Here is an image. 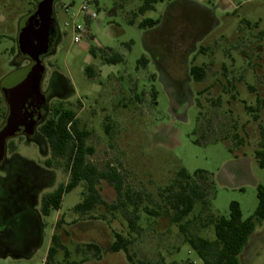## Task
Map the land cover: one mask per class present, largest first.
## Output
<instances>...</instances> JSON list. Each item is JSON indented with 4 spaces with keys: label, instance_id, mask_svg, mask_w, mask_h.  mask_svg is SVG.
I'll return each mask as SVG.
<instances>
[{
    "label": "rangeland",
    "instance_id": "obj_1",
    "mask_svg": "<svg viewBox=\"0 0 264 264\" xmlns=\"http://www.w3.org/2000/svg\"><path fill=\"white\" fill-rule=\"evenodd\" d=\"M90 1L0 0V126L8 109L4 89L9 77L31 58V33L21 36L20 28L28 19L44 21L51 8L60 37L56 45L50 41L43 57L41 92L49 94L43 110L51 114L60 102L77 110L81 127L90 131L87 145L95 150L88 160L100 170L116 167L125 193L120 197L102 180L98 188L108 206L98 204L81 214L74 210L88 194L81 183L64 195L59 210L44 215L42 197L66 184L70 175L45 164L51 151L43 135L41 142L28 134L9 138L0 164V232L11 238L13 229L20 249L0 251V264H43L54 234L69 256L58 248L52 264L80 260L83 253L76 247L87 242L100 245L104 255L95 259L86 251L84 264H131L123 251L110 248L115 231L132 240L135 260L204 264L185 237L215 239L214 226L203 227L205 220L196 219L203 210L197 202L183 221L187 233L182 232L164 214L166 188L182 167L191 174L205 170L215 180L214 190L210 181L199 180L209 188L211 212L228 216L231 201H238L246 219L257 208L251 176L264 185V167L255 156L264 126V0H171L145 14L137 12L143 0H95L91 32L76 43L72 23L84 18L72 13ZM132 17L137 23L159 19L161 26L142 29L128 22ZM92 46L112 48L124 61L103 63L91 55ZM143 56L146 65L140 63ZM194 64L207 67L200 82L190 74ZM88 65L93 77L86 73ZM244 155L248 160L237 166L235 159ZM112 204L118 208L111 209ZM240 259L241 264H264V220L256 222Z\"/></svg>",
    "mask_w": 264,
    "mask_h": 264
},
{
    "label": "trees",
    "instance_id": "obj_2",
    "mask_svg": "<svg viewBox=\"0 0 264 264\" xmlns=\"http://www.w3.org/2000/svg\"><path fill=\"white\" fill-rule=\"evenodd\" d=\"M171 0H143V4L138 8L139 14H145L149 10H154L159 2ZM130 24H135L134 17L129 19ZM160 23L159 19L144 18L138 22L142 29L154 28ZM90 53L93 57H100L103 63L116 64L124 61V57L112 48L90 47ZM140 63L146 65V57L140 59ZM207 67L204 65H193L190 68V74L195 81H202L206 76ZM86 73L93 77L92 66L86 67ZM154 96L157 95L155 91ZM251 111L253 107H247ZM258 119V116L255 117ZM78 112L73 107L65 106L64 102L58 103L51 111L50 116L40 126V131L47 138L51 150V157L46 160V164L51 167L61 168L69 173L70 180L66 184H60L54 191L45 194L42 197V213L49 215L52 209L59 210L62 205L63 197L81 183H85L88 194L78 203L74 210L81 214H86L94 210L98 204H108L103 200L98 185L102 180H107L112 184L119 196L124 192V181L117 168L110 166L108 170H100L95 164L88 160V155L94 153V148L87 145V139L90 131L81 127ZM109 128V126H108ZM261 141L260 147L255 150V156L258 164L264 167V126L260 124ZM237 136V134H236ZM238 137V136H237ZM239 138V137H238ZM243 141L240 138V142ZM199 180L210 181L212 190L215 188V182L212 175L205 170H197L193 174L189 173L184 167L180 168L176 174L173 183L166 190L167 207L164 214L170 218L172 223L180 226L182 232L187 233V226L183 223L189 216L197 202L203 206L202 213L196 219H204L203 227L214 226L215 239L202 237L198 234H186V243L197 252L204 264H241L240 255L248 244V241L256 228V222L264 220V185L258 184L257 196L258 206L253 215L244 219L240 203L231 201L229 205V215L216 214L209 208V188L202 185ZM127 199L133 204L136 201L127 193ZM123 205L125 202L122 203ZM111 209H117V204L110 205ZM203 213L205 214L203 216ZM63 219L58 220L57 226H61ZM133 227V221L131 220ZM115 240L110 248L113 252L123 251L131 264H155L142 260H135L130 252L132 240L121 232H114ZM53 244L50 246L46 264H52L55 261L58 248L65 249L66 257L69 256L68 249L62 244L60 236L54 234ZM85 247L84 250H82ZM78 253H83L80 260L67 261L66 264H84L89 260L86 251H92L95 259H102L103 249L94 242H87L76 247ZM156 264H167L158 262Z\"/></svg>",
    "mask_w": 264,
    "mask_h": 264
},
{
    "label": "water",
    "instance_id": "obj_3",
    "mask_svg": "<svg viewBox=\"0 0 264 264\" xmlns=\"http://www.w3.org/2000/svg\"><path fill=\"white\" fill-rule=\"evenodd\" d=\"M47 18L42 21L31 22L30 41L27 53L31 63L9 77V84L5 87V97L9 105V112L3 125L0 126V161L4 158L6 141L8 138L21 133L23 126L32 131L34 122L30 120L33 114L28 105L36 107L41 101L46 102V96L41 92V82L44 77L45 66L43 57L48 53L50 34L54 22L51 8H47ZM29 40V39H28Z\"/></svg>",
    "mask_w": 264,
    "mask_h": 264
},
{
    "label": "flooded vegetation",
    "instance_id": "obj_4",
    "mask_svg": "<svg viewBox=\"0 0 264 264\" xmlns=\"http://www.w3.org/2000/svg\"><path fill=\"white\" fill-rule=\"evenodd\" d=\"M33 21H38V18H34ZM33 21H30L29 19L28 20H25V23L24 25L21 26L20 28V35L23 36V34L27 31V32H30L29 30L32 28L31 27V22ZM37 23V22H36ZM25 31V32H24ZM60 37V32H59V29H58V24L57 22L55 21L54 19V22H53V26H52V29H51V34H50V41L53 42L52 44L53 45H56L58 39ZM52 45V46H53ZM31 63V58L29 60V63ZM46 96V100L48 99V96L49 94H44ZM43 105H46V102H43L41 101V103H39L36 107H31L30 105H28V110L30 112H32L33 116L32 118L30 117V120L34 122V128L32 129V131H30V129L26 126H23L21 127L22 128V131L21 133L17 134V135H22V134H28L29 137L32 139V140H38V141H42L43 138H42V132L40 131V126L47 120V115L50 114V111L48 108H46V110H43ZM7 112H6V117L8 115V112H9V105L7 104ZM47 110L49 112H47ZM49 116V115H48ZM15 135V136H17ZM44 136V135H43ZM14 137V136H13ZM45 137V136H44ZM12 138V137H10ZM46 138V137H45ZM9 139V138H8ZM7 139V140H8ZM47 139V138H46ZM48 141V140H47ZM49 144V142H48ZM6 147H7V141H6ZM50 147V146H49ZM12 150H14L15 148L12 147L11 148ZM51 151V150H50ZM5 153H6V148H5ZM51 157V156H50ZM49 157V158H50ZM49 158H47L46 160H48ZM46 160H45V164H46ZM4 161V158L0 161V164ZM47 165V164H46ZM48 166V165H47ZM51 167V166H49ZM9 235H11V238H9L8 236H5V233H1L0 232V251L3 252L5 250H12V251H15L17 252V250H19L20 248L18 247L20 244L18 242H16V233L14 232L13 229H11V231L8 232ZM10 249V250H9Z\"/></svg>",
    "mask_w": 264,
    "mask_h": 264
},
{
    "label": "built area",
    "instance_id": "obj_5",
    "mask_svg": "<svg viewBox=\"0 0 264 264\" xmlns=\"http://www.w3.org/2000/svg\"><path fill=\"white\" fill-rule=\"evenodd\" d=\"M95 1V0H93ZM93 1L84 3L79 10L72 13V16L76 19L78 17H83L84 22L79 23L73 20V30L75 33V42L79 43L83 36H89L91 30L89 29V22L93 20V18L97 17V12L92 8ZM66 11H69V8H66ZM66 25H70V22H67ZM47 259L44 260L43 264H46Z\"/></svg>",
    "mask_w": 264,
    "mask_h": 264
},
{
    "label": "crops",
    "instance_id": "obj_6",
    "mask_svg": "<svg viewBox=\"0 0 264 264\" xmlns=\"http://www.w3.org/2000/svg\"><path fill=\"white\" fill-rule=\"evenodd\" d=\"M210 10V9H209ZM130 19V18H129ZM129 19H128V22H129ZM137 23V22H136ZM159 26H161V20H160V23L156 26V27H159ZM151 30L152 29H155V27L154 28H150ZM248 160V158L244 155V156H241V157H237L236 159H235V161H234V163L237 165V166H239V165H243L244 164V162H246ZM227 170V169H226ZM229 171V170H228ZM230 175V174H229ZM212 178H213V176H212ZM251 178H252V181L255 183V186H258V182L257 181H255V179H254V177L253 176H251ZM214 180V179H213ZM214 182H215V180H214ZM253 183V184H254ZM231 188H239V189H244V187L242 186V185H232V187Z\"/></svg>",
    "mask_w": 264,
    "mask_h": 264
}]
</instances>
